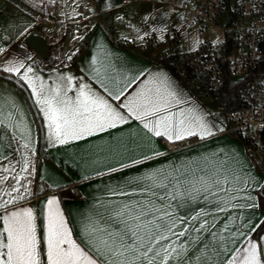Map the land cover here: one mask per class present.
<instances>
[{
  "label": "crops",
  "instance_id": "obj_1",
  "mask_svg": "<svg viewBox=\"0 0 264 264\" xmlns=\"http://www.w3.org/2000/svg\"><path fill=\"white\" fill-rule=\"evenodd\" d=\"M56 1L42 0V6L51 4L56 10ZM69 1L72 4L73 0ZM60 3L61 9L49 21L54 23L55 30L36 26L39 20L47 19L46 14L26 10H20L22 14L15 20L17 29H13L14 33L0 26V119L3 120L0 123V198L9 199L6 192L15 197L17 193L11 191L14 185L20 193H24L26 186L28 194L19 201V206L33 209L38 225L43 224L47 200L56 198L71 238L85 247V225L97 222L116 230V225L109 219L114 208L150 198L143 187L149 183L144 179L148 174L159 176L157 187L152 189L156 197L166 196V190L171 191L177 181L184 190L189 188L187 181L227 176L230 183L223 187L244 189L234 191L235 198L230 202L221 204L218 198L211 196L208 202L204 193L194 198L185 196L168 201L175 215L187 221L178 225L176 230L193 225L198 227V222L192 220L198 214H203L201 218L206 217L209 223H215L212 231H220L225 223L229 224V231L239 230L235 240L213 241L220 248L219 255L205 252L203 244L190 246L194 260L203 256L209 264H227L230 254H238L234 249L248 240L264 243V171L257 167L245 144L226 131L227 119L219 102L201 97L164 61V55L173 52L164 39L171 24L165 21L163 13L154 11V7L168 2L136 0L121 4V0H97V10L90 7V14L82 16V23L65 37H61L57 29L60 21L77 17L67 14L66 0ZM12 5H15L13 1ZM121 8L124 11L116 12ZM2 12L0 19L12 18L9 17L12 13ZM119 22L124 23L121 30L118 29ZM134 22L137 26L132 28ZM30 32L47 39L51 51L49 58H42L25 43ZM145 43L147 52L142 50ZM16 61L24 63L25 68L32 67L34 75L45 84H53L67 76L73 77V85L79 81L88 83L97 94L114 106H120L121 111H126L123 108L127 103L125 97L134 95L142 81L150 75L166 77L181 99V104L173 111L194 109L204 117L212 134L202 133L169 141L166 137L146 134L142 123L130 118L115 128L91 136L64 144L54 143L48 139L47 121L35 103L31 89L22 79L23 69L21 74L2 70L7 63ZM128 81L134 82L120 100L108 95L109 90L116 93ZM9 113L16 128L8 123ZM22 135L25 139H21ZM26 141H30L27 150L23 147ZM168 142L176 143L177 147L169 149ZM25 158L29 162L28 168L21 172ZM17 175L19 185L14 180ZM233 177L240 180L235 181ZM245 179L247 184L243 182ZM218 191L213 188V192ZM223 195L219 192V196ZM155 203L159 206V199H155ZM220 207L225 210L221 211ZM0 231H3L2 221ZM222 235L227 236V233ZM196 236L193 231L191 238ZM204 237L211 240L207 232L201 235V239ZM179 242H185V238L180 237ZM196 248L200 251L197 252Z\"/></svg>",
  "mask_w": 264,
  "mask_h": 264
},
{
  "label": "snow or ice",
  "instance_id": "obj_2",
  "mask_svg": "<svg viewBox=\"0 0 264 264\" xmlns=\"http://www.w3.org/2000/svg\"><path fill=\"white\" fill-rule=\"evenodd\" d=\"M22 69V79L31 89L35 103L43 113L47 121L48 139L54 143L64 144L69 140L91 136L115 128L130 118L140 121L146 134L166 137L169 141L202 133L212 134L204 117L194 109L173 111L174 107L181 104V99L166 77L150 75L146 81H142L134 95L125 97L127 103L123 104V108L126 111H121L120 106H114L97 94L88 83L79 81L73 85L72 76L45 84L34 75L32 67L25 68L22 62H9L2 68L4 72L17 74H21ZM133 82L128 81L116 93L109 90L108 95L120 100ZM70 92L74 94L69 95ZM0 123H3L2 119ZM8 123L13 128L17 127L11 120V113ZM21 139L25 137L22 135ZM29 144L30 141H26L24 149L27 150ZM28 163L25 158L21 172L27 171ZM144 179L149 181L143 187L150 198L114 208L109 219L116 225V230L97 222L85 225V247L71 238L56 198L47 200L43 224L38 225L33 209L19 206V201L28 194L27 187L24 193H20L14 185L11 191L17 193L15 197L11 192H6L9 199L0 198V221L3 222V231H0V264H209L203 256L194 260L190 246L203 244L205 252L219 255L220 248L213 241L223 243L228 239L235 240L239 235L238 229L236 232L229 231L228 223L220 231H212L216 227L215 223H209L206 217L202 219L203 214L192 217L193 221L198 222V227L193 225L177 231L178 225H184L187 221L176 216L172 204L168 202L178 197L194 198L201 193H204V199L208 202L210 196L218 198L221 204L230 202L235 198L232 195L234 191L244 189L223 187L230 183L227 176L223 179L216 175L187 181L189 188L184 190H181L177 181L171 191L166 190V196L163 197H156L152 191L157 187V174H148ZM14 180L19 185V175ZM233 180L239 181L240 178L233 177ZM243 182L247 184V179ZM213 188L219 191L213 192ZM219 192L224 195L219 196ZM155 199H159V206ZM220 210L224 211L225 208L220 207ZM193 231L197 233L194 239L191 238ZM205 232L211 240L207 237L201 239ZM222 233H227V236ZM180 237H184L185 242L178 243ZM196 251L200 249L196 248ZM234 253L238 254H230L227 264H264V243L248 240L235 248Z\"/></svg>",
  "mask_w": 264,
  "mask_h": 264
},
{
  "label": "built area",
  "instance_id": "obj_3",
  "mask_svg": "<svg viewBox=\"0 0 264 264\" xmlns=\"http://www.w3.org/2000/svg\"><path fill=\"white\" fill-rule=\"evenodd\" d=\"M131 1L121 0V4ZM161 1L177 4V0ZM178 5L180 10L171 7L169 12H180L187 27L203 33L209 25L217 24L224 32L219 43L207 42L190 53L188 64L197 79L217 92L224 88L228 74L237 80L251 79L239 89L242 105L226 114V131L246 138L247 152L264 171V0H182ZM44 12L48 21L55 18L51 4L45 5ZM81 22L80 15L61 20L60 36H67ZM167 147L175 149L177 145L168 142Z\"/></svg>",
  "mask_w": 264,
  "mask_h": 264
},
{
  "label": "rangeland",
  "instance_id": "obj_4",
  "mask_svg": "<svg viewBox=\"0 0 264 264\" xmlns=\"http://www.w3.org/2000/svg\"><path fill=\"white\" fill-rule=\"evenodd\" d=\"M12 1L15 3V5H12ZM62 0H57L56 1V6L57 9L55 10L56 12H58L61 9V2ZM67 1V5H68V13L69 16L72 17H78L79 14L80 16L83 18L85 16H87L88 14H90V7H94L95 10H97V0H73L72 4H70L69 0ZM136 1V0H134ZM182 0H177V4L173 3V2H168L165 5H159V6H155L154 7V11H156L157 13H163L164 14V19L165 21H168L171 24V28L169 29V34L165 35L164 39H167V45L169 46V48H171L173 50V52H171V54L176 53L175 51H179L181 53H178L180 56L179 62L177 64L182 65V64H187L189 65V57H190V53L195 52L199 47L205 45L207 42L210 43H219L223 37H224V32L223 30L220 28V26H218L217 24H212L209 25L204 31L203 33H200L197 29L195 28H189L185 25V19L183 17H181L180 12L172 15L169 12V9L171 7H177L178 10H180V7L178 4L181 3ZM40 7V8H39ZM19 10H18V9ZM8 11L10 14L9 17L12 18H2L0 19V26L7 31H11V33H14V30L17 29L16 25H15V20L16 18L18 19V16L21 14L22 12H20V10H26L27 12H38V13H43L44 12V8L42 6V0H0V13H3L2 11ZM124 11L123 8L119 9L116 12H122ZM121 14V13H118ZM46 17V15H45ZM71 18V17H69ZM29 19V18H28ZM37 21V20H36ZM33 22V21H32ZM82 23V22H81ZM41 25L44 27H48V28H52V30H55L54 27V23L49 22L47 19L46 20H39L36 23L37 25ZM117 24V23H116ZM124 25V23L119 22L118 24V29H122V26ZM137 25L135 24V22L132 24V28L136 27ZM59 28V26L57 27V29ZM14 29V30H13ZM56 29V31H57ZM59 30V29H58ZM55 34V32H54ZM174 40L177 41V45H175L174 47ZM172 42V43H171ZM148 45L145 43L142 46V50H145L146 52L148 51ZM189 63V64H188ZM191 65V64H190ZM193 72L195 73V76H197L198 74L193 70ZM225 113V112H224ZM225 117L226 113H225ZM232 135H234L233 133H231ZM40 185H43L42 181H39Z\"/></svg>",
  "mask_w": 264,
  "mask_h": 264
},
{
  "label": "trees",
  "instance_id": "obj_5",
  "mask_svg": "<svg viewBox=\"0 0 264 264\" xmlns=\"http://www.w3.org/2000/svg\"><path fill=\"white\" fill-rule=\"evenodd\" d=\"M80 52L81 51H79L78 55L80 54ZM178 53L179 52L164 55L163 59L182 79H184L188 84L192 85L201 97L218 101L221 105V109L226 114L229 110L242 105V101L238 94L239 89L245 84H248L251 79L246 78L242 80H237L236 78L228 74L226 75L225 86L221 91H210L202 82L197 79L192 67L187 64H177L180 59ZM8 76L14 78L10 74H8ZM232 133L237 138H239L244 144L246 143V138L241 133Z\"/></svg>",
  "mask_w": 264,
  "mask_h": 264
},
{
  "label": "water",
  "instance_id": "obj_6",
  "mask_svg": "<svg viewBox=\"0 0 264 264\" xmlns=\"http://www.w3.org/2000/svg\"><path fill=\"white\" fill-rule=\"evenodd\" d=\"M25 43L36 50L42 58L47 59L51 55L49 43L41 34L30 32L25 37ZM35 108V105L32 104Z\"/></svg>",
  "mask_w": 264,
  "mask_h": 264
}]
</instances>
